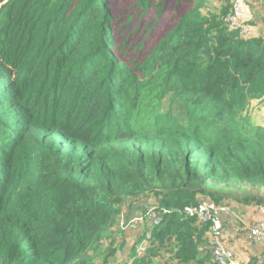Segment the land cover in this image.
Segmentation results:
<instances>
[{
  "label": "trees",
  "instance_id": "obj_1",
  "mask_svg": "<svg viewBox=\"0 0 264 264\" xmlns=\"http://www.w3.org/2000/svg\"><path fill=\"white\" fill-rule=\"evenodd\" d=\"M221 1L0 0V264L116 263L135 203L121 264H216L184 207L264 205V124L243 115L264 101V32L229 31Z\"/></svg>",
  "mask_w": 264,
  "mask_h": 264
},
{
  "label": "rangeland",
  "instance_id": "obj_2",
  "mask_svg": "<svg viewBox=\"0 0 264 264\" xmlns=\"http://www.w3.org/2000/svg\"><path fill=\"white\" fill-rule=\"evenodd\" d=\"M211 1L215 2L216 0H211ZM217 2L221 3V0H217ZM221 4L223 5V3H221ZM165 8L167 10H174V9L181 10V8L174 6L172 2H168V1L165 3ZM242 20L244 21V23L246 25H249L251 27V29H252V25L251 24L247 23L243 18H242ZM176 21H177L176 13L168 12V13L165 14V16H162L159 25H160L161 28L163 27V25H165V26H164V30H162V31L159 30L158 31L159 34H157L154 31L155 30L154 28H151L148 31L139 30V28L141 26L139 24V26H138L139 38H143L144 37L145 40L148 42V39L151 37L153 39L151 41L152 45H156L158 40H159V38H160V36L163 35L162 33L165 31V29L170 27L173 24V22L175 24ZM142 26H144V23L142 24ZM262 31H263V28L260 30V34L261 35H263ZM250 36H252V32H251V34L249 36H246V37H250ZM144 54H145V52H143L141 55H144ZM243 115H247L249 120H250V122L255 124V125H257V124L258 125H263L264 124V101L262 99H259V100L253 99V100H251L249 102L248 107L244 110ZM259 189H261L262 192H264V188L260 187ZM247 190H249V191H251L253 193H257V191H258L257 188H252L251 186H248L246 188L245 192H247ZM261 190H259L260 193H262ZM240 193H244V192H240ZM262 194H264V193H262ZM201 200L213 201L219 207H226L225 210L219 212L218 219L221 221L222 226L224 228L225 241L232 248V251L235 253L236 259L240 262V264H242V263L251 264V257H256V256L260 257V256L264 255V245H263L264 239L261 242L257 243V242H254V241L250 240L248 238V235H247V230H248L250 225H252L253 223H255V222H257V221H259L261 219H264V205H256L255 204V206H258V208L262 212V216L261 217L255 219V220L249 221V222H245V220H244L242 215L247 216V213L245 211H243L242 209L236 207V202L233 201V199L223 200L220 203H216L214 200H212L210 198H207V197H202V198H200L199 201H201ZM191 205H194V204H191ZM247 205H249V204H247ZM140 209H143V208H142V206L140 204H137V203L130 204L129 206H126L122 210V213L123 212L124 213L122 214V216L120 215V219L118 221L119 228L120 229L124 228L123 224L121 225V218H123L125 216V212L128 211V213L130 214L129 216H130V220H131V218L135 217L136 213ZM184 213L186 215H189V214H187L185 212V210H184ZM189 216L194 217L198 224L203 225V226L206 227L208 243H209V239L211 237L210 226H211L212 222H204V221H202L197 214H193V215H189ZM131 226L132 225H129L127 227L129 228ZM232 230H233L234 235L233 236H229V234H232ZM138 234L139 233L136 232L134 234V236L138 235ZM125 236H124V240L126 239ZM121 238H122V236H120V239ZM229 238H232V242L231 243L228 242ZM130 242H131L130 240L129 241L125 240L126 244H125L123 250L120 249L117 252L118 255L116 256V258H117L116 259V263H112V264H121V262L123 260H125L124 257L126 256L127 252L129 251V248L131 247ZM165 264H167V261L165 262Z\"/></svg>",
  "mask_w": 264,
  "mask_h": 264
},
{
  "label": "built area",
  "instance_id": "obj_3",
  "mask_svg": "<svg viewBox=\"0 0 264 264\" xmlns=\"http://www.w3.org/2000/svg\"><path fill=\"white\" fill-rule=\"evenodd\" d=\"M232 7L224 15V24L229 31L237 32L240 37L249 36L252 29L249 25H246L242 20V14L239 7V0H231ZM259 3L264 10V0H259ZM226 207H219L213 201L201 200L197 204L187 205L184 210L187 214H197L204 222H212L210 226L211 237L209 239V246L211 255L216 264H240L236 259L235 253L232 248L225 241L224 228L221 221L218 219L220 211L225 210ZM162 212H165L163 210ZM159 212L154 210V206L147 207L146 218L150 225L157 224L159 221ZM142 214L132 217L131 220L125 221L121 218V225L125 228L129 223L134 220H143ZM248 238L254 242H261L264 239V219H261L249 226L247 230ZM150 234L146 233L137 245V252L142 255L146 251Z\"/></svg>",
  "mask_w": 264,
  "mask_h": 264
},
{
  "label": "crops",
  "instance_id": "obj_4",
  "mask_svg": "<svg viewBox=\"0 0 264 264\" xmlns=\"http://www.w3.org/2000/svg\"><path fill=\"white\" fill-rule=\"evenodd\" d=\"M221 3H223V2L221 1ZM221 3L217 2V0L215 2H212L211 0H205L203 12H206L209 10L218 12V10L221 9V6H222ZM238 4H239L240 10H241L242 18L247 23L252 25V37L261 36L260 30L262 28H263L262 33L264 32V10L262 9L259 1L258 0H239ZM255 100H259V99H255ZM236 207L242 209L243 211H245L247 213V216L242 215L245 222L255 220V219L262 216L261 210L258 208V206H255V204L245 205V204H241V203L236 202ZM141 228L142 227H140L139 230ZM135 229L136 228L134 226H131L124 231V233L126 235L125 240L126 241L130 240L131 241L130 245L132 244V241L134 240V238L136 236V235L134 236ZM233 235H234V233L232 230V234H229V236H233ZM228 242L231 243L232 238H229Z\"/></svg>",
  "mask_w": 264,
  "mask_h": 264
},
{
  "label": "clouds",
  "instance_id": "obj_5",
  "mask_svg": "<svg viewBox=\"0 0 264 264\" xmlns=\"http://www.w3.org/2000/svg\"><path fill=\"white\" fill-rule=\"evenodd\" d=\"M128 110H129V111L132 113V115L136 118V113H137V112H136V108H135V106H131V107H129ZM148 224L150 225L149 221H148ZM127 226H128V225H127ZM127 226H126V227H127ZM126 227H125V228H126ZM123 229H124V228H123Z\"/></svg>",
  "mask_w": 264,
  "mask_h": 264
}]
</instances>
